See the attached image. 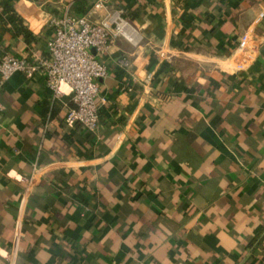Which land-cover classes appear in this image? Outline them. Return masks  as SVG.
I'll return each instance as SVG.
<instances>
[{
    "label": "crops",
    "instance_id": "1",
    "mask_svg": "<svg viewBox=\"0 0 264 264\" xmlns=\"http://www.w3.org/2000/svg\"><path fill=\"white\" fill-rule=\"evenodd\" d=\"M95 1L0 0V61L44 57L51 19ZM115 13L138 39L101 59L96 134L66 123L67 86L5 84L0 264H264V0H111L94 19Z\"/></svg>",
    "mask_w": 264,
    "mask_h": 264
},
{
    "label": "built area",
    "instance_id": "2",
    "mask_svg": "<svg viewBox=\"0 0 264 264\" xmlns=\"http://www.w3.org/2000/svg\"><path fill=\"white\" fill-rule=\"evenodd\" d=\"M110 1L96 0L84 15L75 14L73 5H68L60 16L53 17L50 21L53 36L47 43V54L35 62L12 55L2 58L0 117L5 111L1 94L11 77L19 72L27 77L40 73L45 77L54 101L64 96L63 86L70 89L73 107L65 116L66 123L79 126L91 134L98 132L101 104L105 102L101 97L99 82L108 77L107 65L101 59L107 55L113 41L123 38L129 43H135L138 39L136 30L119 13L94 19L99 11L109 6ZM263 18L264 13H261L258 21ZM249 44L250 36L243 35L236 51L238 70H245L254 61L257 51ZM121 63L125 68L130 67L128 60ZM33 169L38 170L37 163L33 164ZM16 259L17 252L14 250L7 260L9 264H16Z\"/></svg>",
    "mask_w": 264,
    "mask_h": 264
},
{
    "label": "trees",
    "instance_id": "3",
    "mask_svg": "<svg viewBox=\"0 0 264 264\" xmlns=\"http://www.w3.org/2000/svg\"><path fill=\"white\" fill-rule=\"evenodd\" d=\"M20 32L26 33V31L22 28H19Z\"/></svg>",
    "mask_w": 264,
    "mask_h": 264
}]
</instances>
